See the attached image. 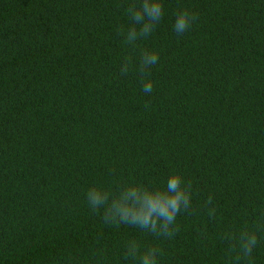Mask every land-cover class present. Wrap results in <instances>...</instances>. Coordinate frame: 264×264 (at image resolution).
<instances>
[{"label": "trees", "instance_id": "trees-1", "mask_svg": "<svg viewBox=\"0 0 264 264\" xmlns=\"http://www.w3.org/2000/svg\"><path fill=\"white\" fill-rule=\"evenodd\" d=\"M144 2L0 0V264H264V0ZM172 172L170 237L112 215Z\"/></svg>", "mask_w": 264, "mask_h": 264}, {"label": "clouds", "instance_id": "clouds-1", "mask_svg": "<svg viewBox=\"0 0 264 264\" xmlns=\"http://www.w3.org/2000/svg\"><path fill=\"white\" fill-rule=\"evenodd\" d=\"M128 11V9H127ZM163 5L160 0H153L149 4L144 2L132 15L137 22L145 21L141 31H151L152 24H158L163 17ZM197 17L187 9H183L176 14L173 29L177 35L184 34L190 30L192 24L196 22ZM159 60L158 53L154 51L144 50L140 59V65L148 67L151 70ZM143 92L151 94L153 85L150 79H145L143 83ZM181 176L178 172H172L166 180V191H144L143 195L139 194L135 189L125 194V202L121 205L112 204V215L119 214L124 224L134 223L142 228H148L151 225V231L155 232L157 222L162 224V232H167L170 237L172 233L168 231L170 225L176 221L177 215L180 213L181 205L185 207L189 203L188 194L181 189ZM132 199V203H128V199ZM102 198L96 192L88 193V202L93 210H98ZM108 210L102 217L107 223ZM130 218V219H129ZM257 241L255 236L248 237L243 244L244 256L252 258L253 249L256 248ZM152 249H149L151 252ZM143 264H154L149 261L148 255L143 257Z\"/></svg>", "mask_w": 264, "mask_h": 264}]
</instances>
